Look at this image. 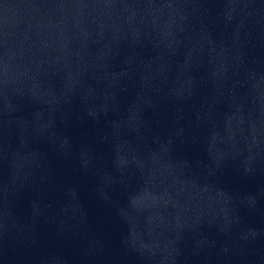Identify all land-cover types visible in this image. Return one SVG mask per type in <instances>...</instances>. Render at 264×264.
I'll return each instance as SVG.
<instances>
[{"label": "water", "instance_id": "water-1", "mask_svg": "<svg viewBox=\"0 0 264 264\" xmlns=\"http://www.w3.org/2000/svg\"><path fill=\"white\" fill-rule=\"evenodd\" d=\"M124 51L264 62V0H0V67Z\"/></svg>", "mask_w": 264, "mask_h": 264}]
</instances>
